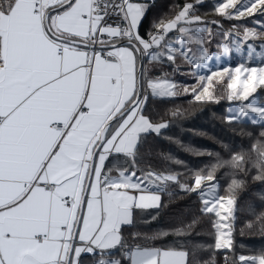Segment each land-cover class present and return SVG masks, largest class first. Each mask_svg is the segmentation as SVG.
<instances>
[{"label":"snow or ice","instance_id":"1","mask_svg":"<svg viewBox=\"0 0 264 264\" xmlns=\"http://www.w3.org/2000/svg\"><path fill=\"white\" fill-rule=\"evenodd\" d=\"M257 6L264 11V0H226L217 12L233 18ZM191 7L154 25L149 40L138 32L147 5L133 0H10L0 7V264H79L83 252L120 245L121 228L133 222V210L160 200L148 186L158 181L155 187L163 191L162 185L177 180L151 171L138 175L135 169L141 134L164 127L143 115L147 97L141 89L146 83L152 96L162 97L175 88L167 79H145L138 62L150 57L153 63H174L179 56L192 68L206 66L210 56L200 29L185 26L194 22ZM229 8L233 11L226 12ZM173 31L179 47L167 41ZM245 34L257 35L248 29ZM125 39L126 45L119 43ZM233 71L229 100L249 101L257 85H264V67ZM201 91L210 95L207 84ZM249 112L264 121V106L242 104L240 115ZM253 150L264 174V144ZM112 155H122L132 167L113 175L106 168ZM242 161L243 156L232 157L233 166ZM213 178L212 172L198 175L188 190ZM208 195L201 189V211L219 217L213 222L215 247L230 248L231 231H221L230 228L227 217L216 211L225 198ZM227 202L233 204L231 198ZM258 219L264 230V215ZM126 255L129 264H188L183 250L136 247ZM239 261L264 264V255H241Z\"/></svg>","mask_w":264,"mask_h":264},{"label":"trees","instance_id":"2","mask_svg":"<svg viewBox=\"0 0 264 264\" xmlns=\"http://www.w3.org/2000/svg\"><path fill=\"white\" fill-rule=\"evenodd\" d=\"M2 1L7 4L3 5ZM225 2L226 0H154L139 25V35L145 40L150 38L149 34L154 27L152 21L154 17L160 16L155 12L158 9L166 7L169 11L171 8L170 12L164 10L163 14L172 17L174 8L182 9L185 4L191 3L194 7L208 8L209 11L204 14L212 13L216 18L220 17L217 16V5ZM9 3L10 0H0V7H6ZM262 21H255L254 24L260 26L264 24V18ZM184 62L189 68L187 71H183L181 65H175L176 62H169L172 66L166 69V76L173 71L176 76L189 72L190 65L185 60ZM143 70L146 79L147 77L158 79L164 74L162 67L151 62L148 57H144ZM179 84L188 87L193 83ZM262 92L264 91L259 92L258 96L264 100ZM190 94L192 92L188 93ZM168 104L170 113L164 118V127L160 132L141 135L135 157V169L138 175L151 171L174 175L177 180L164 184L158 208L134 209L133 222L121 229V244L104 256L128 264L126 253L130 249L160 248L186 251L188 264H240L241 255H264V230L258 219L264 215V174L256 167L257 152L253 150V145L264 144L262 135L264 125L242 122L243 126H240L239 123L227 121L224 117L226 125L230 127H237L242 131L244 127L250 129L252 151H212L213 148H206L207 144L203 137L217 140L218 133L200 123L202 118L207 120L202 117L203 112H200V109L196 110L200 103L193 102L191 98L176 96L171 98ZM192 105L197 106L192 108ZM223 105L225 114L226 103ZM188 107L192 109L188 110ZM212 114L216 113L212 111ZM249 144L248 142V146ZM234 155L243 156L239 167L233 166ZM114 160L124 168L132 167L131 161L122 155L115 156ZM209 172H212L213 182L218 185L219 196L232 198L235 204L232 243L228 250L215 248L216 230L213 222L216 221V216L202 212L200 195L188 190L196 176L206 177ZM233 181L237 183L234 184ZM100 256L103 255L96 252L83 255L79 259V264H94Z\"/></svg>","mask_w":264,"mask_h":264},{"label":"rangeland","instance_id":"3","mask_svg":"<svg viewBox=\"0 0 264 264\" xmlns=\"http://www.w3.org/2000/svg\"><path fill=\"white\" fill-rule=\"evenodd\" d=\"M244 2L247 3V0H244ZM1 3H3V5L7 4L5 1H2ZM189 5L192 4L190 3ZM170 9L171 8H169L168 11V8L164 7L161 8V10L158 9L157 11H155L158 12L160 16L154 17L152 21V27L156 24H159L161 21L168 22L174 19L178 12L182 10L174 8L172 17H168L166 14H163L164 10L166 12H170ZM206 11H209V9L198 8L197 6L194 7L192 5L189 10V15L190 17L194 18V22L191 25H185L186 27H190L193 29H200L198 35L204 40V47L207 49L210 56V59L206 61V66L199 68H192L190 66V71L184 73V75L182 76H176V74H174V71L169 76H166V69H170L172 65H170L166 59L157 63V66L162 67V70L164 71L163 77H160L158 79H166L164 77L169 78L167 80L175 85V88L171 89L173 95L154 97L152 96L151 91L147 89V85L145 83L144 87L141 89L142 96L147 97L146 102L143 106V110H145V113L147 112L151 117H153L154 124H157L155 123V121L162 122L165 121V119H162L163 116H165V118L168 117L170 113L168 102L171 97L173 98L177 96L184 99L191 98L193 99V102L200 103L196 110L200 109L199 111L203 112L201 113L202 117H205L207 119L204 120L202 118V120H200V123L207 126L211 131H217L216 133H218L217 140L206 136L203 137L205 143L207 144L206 148H213L211 149L212 151H252V135L250 133V129L244 127V131H242L237 127H230L226 125V122H237L240 126H243L242 122H250L255 125H264V121H261L255 113L249 112L248 116L246 117L240 115V108L242 104L255 101L256 105L264 106V100L258 96L259 92L264 91V85H257L256 91L252 96L249 97V101L236 99L235 96L232 100H229L228 94L230 90L227 89V81L229 75L235 76L236 73L233 70L240 67L241 65L245 67H264V24L259 23L260 26H256L254 24L255 21L261 22L264 18V14H262L263 11L260 10L259 6H257V8L254 9L251 14L245 12L243 16L233 18H228L226 15H221L219 12L217 16L220 17L214 18L215 16L212 13L204 14ZM225 11L232 12L233 9L229 8ZM195 18L199 19L196 20ZM245 29H248L249 33L255 32L257 33V35H248L247 38H245ZM155 31L156 29L155 27H153L151 33H155ZM178 35L179 34L175 31L171 32L167 37L168 43L172 44L175 47H179V45L175 43L178 39ZM149 39L150 38H148L147 40ZM225 49H227V51H225ZM148 58L150 60V57ZM175 62V65L178 64L183 67V71H187L189 69L188 66L185 65L184 60L179 56L177 57ZM224 69H228L229 71L225 72ZM212 73H219V75L212 76L211 81H200L198 79L199 76L207 77L212 75ZM246 75L247 73H243L242 71L241 79H243ZM192 77L194 79H191ZM147 79L157 78L147 77ZM182 82L185 84L192 82L193 84L186 87L179 84ZM201 84H207L209 86L210 95H205L203 91H201ZM190 92H192V94L188 95V93ZM197 92L200 95L199 100L195 98ZM223 103H226L225 114L223 113ZM196 106L197 105H192V108H196ZM192 108L188 107L187 109L190 110ZM150 110H154L157 116L152 115ZM196 110L194 111L195 113H197ZM212 111H214L216 114H212ZM207 114H210V116ZM233 116L239 118L235 120L228 119L229 117ZM224 117L227 121L223 119ZM162 123L159 124L162 125ZM244 140H247L250 143L249 146L248 142H244ZM219 146L222 150H220ZM201 189H203L204 192L209 193V195L205 197L209 200L213 199V196L220 197L218 194V185L216 182H213V180L210 181L204 179L201 182V187L193 191L197 192L200 195V199L202 201ZM226 191L228 190L226 189ZM228 199L229 198H225L224 200L220 201L216 205V211H219L222 216L227 217L224 223L230 225V228L226 227L221 231H231L232 234L235 204L234 200L231 198L233 200V204L229 205L227 202ZM221 204H223V208L220 207ZM225 209H229V211H225ZM211 214L215 215V213ZM218 220L219 217H216V221ZM226 238H230L232 243V236ZM228 249L229 248H220L217 250Z\"/></svg>","mask_w":264,"mask_h":264},{"label":"crops","instance_id":"4","mask_svg":"<svg viewBox=\"0 0 264 264\" xmlns=\"http://www.w3.org/2000/svg\"><path fill=\"white\" fill-rule=\"evenodd\" d=\"M154 0H133V2H136V3H141V4H146L147 5V8H146V11H147V9H148V7H149V5L153 2ZM144 17V16H143ZM143 17H142V19H143ZM142 21V20H141ZM140 25V24H139ZM138 28H139V26H138ZM119 43L120 44H124V45H126L127 44V41H126V39L125 40H122V41H119ZM98 47H99V45H97ZM139 63V62H138ZM172 98V97H171ZM170 99V98H169ZM153 101V100H152ZM144 106V105H143ZM151 111V113H152V115H154V116H157V114L155 113V111L153 110H150ZM143 115L146 117V118H148L150 121H151V123L153 124V125H155V126H159V125H161V124H159V123H162V122H159V121H155V123H157V124H154V120H153V117H151L147 112L145 113V110H143ZM165 118V116H163L162 117V119H164ZM162 125H163V123H162ZM163 127H161L160 129H159V131L158 132H160V130L162 129ZM158 132H156V131H148V132H146V133H142L141 135H143V134H148V133H158ZM115 156H120V155H112V156H110L107 160H106V168L107 169H111L112 170V174L113 175H115V174H117V170L118 169H121V168H124L122 165H120V164H118V163H116V161L114 160V157ZM156 183H159L158 181H156L155 183H154V185L152 184V185H149L148 186V191L149 192H152V193H155V194H157V195H159V197H160V192L161 191H159L156 187H155V184ZM142 187H143V185H142ZM162 187L164 188V185H162ZM160 201H161V199L156 203V205L155 206H152V207H148V208H144V209H156V208H158L159 207V205H160ZM134 211V210H133ZM130 225V224H129ZM125 226H128V225H124V226H122V228L123 227H125ZM121 228V229H122ZM119 245H117V246H115V247H113V248H111V249H105V250H100V249H97V250H95V252L96 253H98V254H101V255H103V256H100L98 259H97V261L94 263V264H99V262L101 261V260H105V261H119V260H117V259H115V258H113V257H106V256H104L106 253H108L109 251H112L113 249H115L116 247H118ZM94 252H83V253H81V256L79 257V259L83 256V255H86V254H93ZM127 254V253H126ZM127 256V255H126ZM126 260L128 261V264H129V260L126 258ZM120 262V261H119ZM120 264H122L121 262H120Z\"/></svg>","mask_w":264,"mask_h":264},{"label":"water","instance_id":"5","mask_svg":"<svg viewBox=\"0 0 264 264\" xmlns=\"http://www.w3.org/2000/svg\"><path fill=\"white\" fill-rule=\"evenodd\" d=\"M98 47V46H97ZM142 65V68H143V65H144V57H142L138 63V67H140Z\"/></svg>","mask_w":264,"mask_h":264},{"label":"built area","instance_id":"6","mask_svg":"<svg viewBox=\"0 0 264 264\" xmlns=\"http://www.w3.org/2000/svg\"><path fill=\"white\" fill-rule=\"evenodd\" d=\"M115 21H116V18H115V17L110 18V19L108 20L109 23H114Z\"/></svg>","mask_w":264,"mask_h":264}]
</instances>
